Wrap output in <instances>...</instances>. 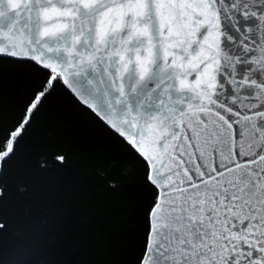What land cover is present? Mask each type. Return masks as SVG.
Segmentation results:
<instances>
[{
	"label": "snow or ice",
	"instance_id": "snow-or-ice-1",
	"mask_svg": "<svg viewBox=\"0 0 264 264\" xmlns=\"http://www.w3.org/2000/svg\"><path fill=\"white\" fill-rule=\"evenodd\" d=\"M3 59L45 75L26 115L62 85L129 146L137 264H264V0H0Z\"/></svg>",
	"mask_w": 264,
	"mask_h": 264
},
{
	"label": "trees",
	"instance_id": "trees-1",
	"mask_svg": "<svg viewBox=\"0 0 264 264\" xmlns=\"http://www.w3.org/2000/svg\"><path fill=\"white\" fill-rule=\"evenodd\" d=\"M44 81L0 60V123L30 121L0 163V264H137L153 201L142 166L62 85L26 115Z\"/></svg>",
	"mask_w": 264,
	"mask_h": 264
},
{
	"label": "water",
	"instance_id": "water-1",
	"mask_svg": "<svg viewBox=\"0 0 264 264\" xmlns=\"http://www.w3.org/2000/svg\"><path fill=\"white\" fill-rule=\"evenodd\" d=\"M80 103V102H79ZM81 104V103H80ZM84 106V105H83ZM86 107V106H84ZM87 108V107H86ZM88 109V108H87ZM91 111V109H89ZM92 112V111H91ZM93 113V112H92ZM98 119H100L95 113H93ZM101 120V119H100ZM102 121V120H101ZM103 122V121H102ZM104 123V122H103ZM105 124V123H104ZM106 125V124H105ZM107 126V125H106ZM108 127V126H107ZM109 128V127H108ZM110 129V128H109ZM111 130V129H110ZM113 131V130H112ZM114 132V131H113ZM116 134V133H115ZM118 135V134H117Z\"/></svg>",
	"mask_w": 264,
	"mask_h": 264
}]
</instances>
